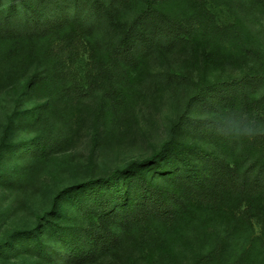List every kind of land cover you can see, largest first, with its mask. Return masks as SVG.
<instances>
[{
    "label": "trees",
    "instance_id": "trees-1",
    "mask_svg": "<svg viewBox=\"0 0 264 264\" xmlns=\"http://www.w3.org/2000/svg\"><path fill=\"white\" fill-rule=\"evenodd\" d=\"M162 1L0 0V91L14 100L0 159L30 161L13 176L0 175L4 187L28 182L42 159L69 146L82 129L84 103L96 101L100 112L111 105L124 116L133 81L158 80L147 78L148 61L190 36L195 22H211L192 0H183L187 19ZM248 2L264 7V0ZM240 111L264 119V80L202 86L183 104L169 143L124 169L102 172L93 141L88 174L58 192L33 228L17 231L12 249L36 264H94L124 245L137 255L126 264H168L180 239L191 236L203 243L187 264H246L245 253L228 260V238L255 223L264 242V137L221 136ZM92 125L97 141L100 114ZM20 128L34 134L17 142ZM217 220L226 231L212 244Z\"/></svg>",
    "mask_w": 264,
    "mask_h": 264
},
{
    "label": "rangeland",
    "instance_id": "rangeland-1",
    "mask_svg": "<svg viewBox=\"0 0 264 264\" xmlns=\"http://www.w3.org/2000/svg\"><path fill=\"white\" fill-rule=\"evenodd\" d=\"M192 1V5L197 4L207 12L210 24L204 21L199 25L195 22L190 36L177 42L171 51H161L148 61L147 78L156 77L158 80L154 84L131 80L133 84L128 92V107L124 116H117L111 105H106L100 112V105L96 101L84 103L79 113L82 129L75 128L69 146L58 154L42 159L37 170L31 172L28 182L6 188L0 181V264H36L33 259L14 252V234L33 228L36 215H42L51 208L58 192L76 184L88 174L94 142L98 143L95 159L102 172L124 169L132 162L151 158L169 143L172 126L183 104L202 86L225 85L246 77L264 80V7L260 4L249 6L248 0ZM163 3L166 9L182 19H187L191 13L183 0H163ZM130 7L128 4L126 10H130ZM192 12L196 15L195 8ZM215 30L219 35L211 39L209 35ZM171 75L178 79L171 78ZM262 89L260 86L259 90ZM13 101V97L0 91V144ZM33 104L34 100H31L25 102L24 107L31 109ZM98 114L101 116V126L95 141L92 124ZM23 132L24 129L20 128L14 140L18 142L34 134L25 135ZM29 163L27 159L19 161L5 155L0 159V175L13 176L27 168ZM248 228L228 238L230 250L226 257L233 261L245 253L248 259L246 264H264V242L256 239L259 238L260 228L255 223ZM209 230L212 231L211 242L214 244L213 241L222 237L226 228L217 220L215 227ZM190 239L189 242L180 239L178 253L167 259L168 264H187V260H191L192 252L202 245L203 240L191 236ZM127 248L123 245L115 255L100 258L94 264L132 263L137 255L129 254ZM149 259L154 263L158 258L154 255ZM223 263L224 259L217 264Z\"/></svg>",
    "mask_w": 264,
    "mask_h": 264
},
{
    "label": "clouds",
    "instance_id": "clouds-1",
    "mask_svg": "<svg viewBox=\"0 0 264 264\" xmlns=\"http://www.w3.org/2000/svg\"><path fill=\"white\" fill-rule=\"evenodd\" d=\"M220 134L229 140H252L264 137V119L240 111L237 119L229 123L227 131Z\"/></svg>",
    "mask_w": 264,
    "mask_h": 264
}]
</instances>
